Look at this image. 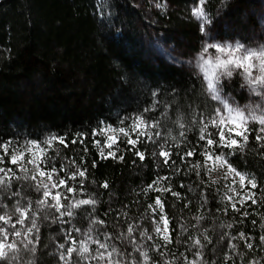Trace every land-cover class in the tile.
<instances>
[{
	"label": "trees",
	"instance_id": "obj_1",
	"mask_svg": "<svg viewBox=\"0 0 264 264\" xmlns=\"http://www.w3.org/2000/svg\"><path fill=\"white\" fill-rule=\"evenodd\" d=\"M259 6L260 0H205L204 8L207 17L217 26L219 36L247 44L259 32ZM146 49L132 0H0V143L14 140L19 145L28 141L44 144L51 137H63L67 147L58 141L51 148L44 144L48 157L44 170L55 167L57 175L53 178L58 181L66 179L78 167L87 169L86 179L77 176L74 181L68 180V186L75 188V193L59 190L71 201L89 197L98 201L95 211L93 206L74 209L70 223L39 221L36 264H66L59 259L63 250L57 245L68 246L63 237L73 226L81 229L79 233L73 232L77 241L84 239L83 233L91 228L93 238L116 246L124 254L123 264L129 261L143 264V258L135 250L137 246L148 253L147 264L166 261L185 264L184 257L194 260L197 250L192 247L189 235L205 244L201 251L207 264H225L226 255L231 257L227 264H252L254 260L264 264V250L259 246V237L264 235V228L260 226L264 223L261 219L264 149L255 143L253 135L243 153L228 157L238 171L255 175L259 185L252 190L256 192L257 204L252 205L248 200L240 212H235L225 199L223 186L204 167L205 160L200 153L205 142L198 139L199 125L194 123L201 113H210L215 102L202 93L197 74L159 56H151ZM241 83V77L235 75L231 87L226 89V94L234 93L240 104L247 100V92L239 87ZM137 116H142L148 124L156 123V127L141 125L137 129V132L152 134V141L147 136L140 137L136 149L128 151L131 146L126 142L127 137L118 134L117 145L112 150L119 148L116 155H123L124 160L101 158L93 141L99 140L103 146L106 139L100 134L93 136V130L98 132L105 124L130 131ZM181 123L185 125L183 129ZM182 131L185 137L180 136ZM156 132L160 137L155 136ZM78 133L84 134V144L72 143ZM130 135L137 138L136 133L130 131ZM160 145L172 153L170 166H165L164 158L158 155ZM191 147L196 148L195 154L182 162L177 153L183 154ZM136 150L144 153L143 161L135 155ZM104 151L106 154L109 149ZM213 151L228 152L215 147ZM5 160L6 165L16 170V165L8 163L7 157ZM73 160L75 165L71 163ZM172 160L176 161L175 165L171 164ZM197 162L201 164L199 176L191 168ZM61 165L66 172L60 171ZM158 177L169 179L161 180L145 193ZM105 182L109 185L107 189L101 187ZM13 183L15 187L23 185L26 197L33 203L42 195L31 186L35 182ZM161 186H171L180 194L179 199L171 192L155 191ZM158 196L170 219L173 243L167 247L155 237L153 219L158 220L159 216L153 217L148 208ZM237 208H240L238 203ZM245 211L249 213L246 217L242 215ZM48 212L58 215L54 209ZM197 216L203 217L199 223ZM93 218L104 223L92 224ZM229 223L232 228L227 227ZM181 224L187 231L181 230ZM129 226L134 229L131 237L135 245L125 239ZM205 230L212 241L210 244L203 240ZM142 231L154 239L141 237ZM241 231L252 238L253 250L245 248L246 242L239 239L232 241L237 246L235 251L228 247L231 237ZM105 235L111 239L105 240ZM157 243L160 248L153 247ZM89 247L95 250L97 245L89 244ZM161 251L165 255H160ZM78 261L73 254L67 264H78Z\"/></svg>",
	"mask_w": 264,
	"mask_h": 264
},
{
	"label": "snow or ice",
	"instance_id": "obj_2",
	"mask_svg": "<svg viewBox=\"0 0 264 264\" xmlns=\"http://www.w3.org/2000/svg\"><path fill=\"white\" fill-rule=\"evenodd\" d=\"M200 6L192 9L191 15L197 20L202 21L200 24V32L202 34L207 33V25L211 22L205 12V0H199ZM157 8H163L164 5L156 4ZM210 50H214L213 55H209ZM196 68L198 69V79L201 83V91L211 101H214L215 108L205 115L201 113L199 118L194 121L199 125V137L200 141H204L203 152L200 154L204 157V167L207 169V173L216 171L217 168H225L227 171L224 174V178L233 177L232 184H236V177L239 178V188L241 191L245 189V185L250 186L248 191H244L241 195L237 191L236 187H228V192L232 195H226L225 199L231 203L233 211L240 212L241 208L245 206L246 201L250 200L252 205L257 204L256 192L252 191L259 187L256 176L249 175L238 171L230 162L228 157L237 154V152L243 153L249 144L250 137L254 135L255 143L264 149V46L259 48H248L243 44L237 42L234 45H223L220 43H206L202 51L198 54L196 60ZM235 75H239L242 79L240 88L247 90L248 94L257 97L258 100L252 101L250 104L241 106L237 103L234 93L228 92L226 89L231 87V82ZM155 95V93L153 94ZM149 109H145L148 111ZM123 123V122H121ZM141 125L145 128L156 127V123H146L142 116H137L133 120L130 131L136 133L137 138L133 139L130 135V131L124 127L114 129L111 126H105L98 130H93L92 135L106 134L107 132H113L115 135H107L106 140L101 146L99 140H94L93 145L99 148L100 157L103 159L113 158L120 161L124 160V156L117 157L116 151L112 150L117 145L118 134H123L127 137V144L131 146L128 151L136 149V145L140 142V137L147 136L149 141H152V134L145 131L137 132V129ZM255 126V127H254ZM183 123L180 124V128H184ZM209 129H215V132L209 131ZM160 133L156 132L155 136L160 137ZM185 132H181L180 136L185 137ZM218 137V139L216 138ZM58 141L60 144L67 147V143L63 137H51L44 141L47 148L53 146V142ZM84 144V134L78 133L77 138L72 140L73 144ZM177 148L180 145H176ZM213 147L216 149H227L228 152L220 151L216 154L213 151ZM109 151L105 154L104 149ZM35 150V151H34ZM88 149L85 147L84 152L87 153ZM196 152L195 147L189 148L183 154H179L180 160L183 162L187 157H192ZM26 154H30V157L25 160ZM135 155L139 157L141 161L145 159L143 152L136 150ZM157 155V153H153ZM158 155L163 159L165 166L169 165V160L172 153L166 150L163 145H160V151ZM264 157V152L261 153ZM8 158L7 162L12 165H16V170L13 168L3 166L6 163L5 158ZM47 150L35 141H28L25 145H19L14 140H8L0 143V264H36L35 256L37 253V245L40 243V223L41 219L49 220L53 223L59 222L60 224L70 223V219L74 217V209H79L83 206H93L95 211V205L98 201L89 197L88 199H76L74 201L69 200V197L59 189L63 188L67 193H75L76 189L68 186V180H76L77 176L85 178L87 176V169L77 168V171L71 173L67 178H59L58 181L53 177L57 175V169L52 167L50 170L45 171L42 165L47 160ZM83 160V157H81ZM212 162V167H208V162ZM75 165V161L71 162ZM172 165L176 164L175 160L171 161ZM28 165L32 167L29 168ZM96 164L93 162L92 167ZM192 169L196 171L197 176L200 175V163L192 164ZM61 172H66V168L61 165ZM176 171L180 169L177 167ZM17 172L21 173L17 175ZM39 177V179H38ZM46 178V179H45ZM169 177H158L152 184L148 185L145 189V193L149 189H153V186L159 184L161 180H167ZM14 181H23L25 184L32 181L35 182L32 187L36 192H42V195L34 203L30 198H27L24 192L23 185L15 187ZM216 183L215 180L212 181ZM81 191H83V179L80 181ZM15 187V190L13 188ZM101 187L107 189L108 183H104ZM183 187V185H181ZM55 190V191H54ZM155 191L159 192H171L173 197L179 199L180 194L169 187H158ZM239 196V200H235V197ZM5 200L8 203H5ZM68 201L67 204L62 203ZM22 201H24L22 203ZM237 203L240 208H237ZM185 207H188L185 204ZM148 208L151 210L153 217L159 216V219H153L155 237L163 241V246L167 247L173 243L170 225V219L165 213V206L161 198L158 196L155 200V204H149ZM54 209L58 215H51L48 210ZM158 210V211H157ZM41 213H44L41 216ZM243 216H248L247 211L242 213ZM64 217H68L65 220ZM197 223H199L203 217L197 216ZM264 220V215L261 217ZM92 224H103L102 220L93 218ZM243 223V221H241ZM256 224V221H252ZM162 225V226H161ZM223 226V225H222ZM261 228H264L262 223ZM182 231H187L181 224L179 225ZM228 228H232L233 225L229 223ZM63 232L64 229L62 228ZM134 229L129 226L128 234L125 239H129L131 243L135 245V240L132 239L131 234ZM73 232H81L80 228L72 227L67 230L64 235V240L68 243L66 247L64 243L57 245L60 252L59 259L67 261L75 254L78 258V264H87L89 261H95L96 264H123L124 254L118 250L114 245H109L106 242H102L99 239L93 238L91 228L88 232H84L85 237L82 240L77 241ZM205 233L202 234L203 240L207 243H211L210 237ZM141 237H147L148 240H153L152 235H148L142 231L139 234ZM226 235V234H225ZM111 237L105 235V240H110ZM188 239L192 240V247L197 250L194 252L195 259L188 260L184 257L185 264H207V261L203 260V252L201 249L205 247V244L200 239H196L189 235ZM245 241L244 247L248 250L254 249V244L251 242L252 238L247 236L243 231L238 235L232 236L228 241V247L233 251L236 250V244L232 243L233 240ZM89 244L97 245L95 250L89 247ZM259 246L264 250V235L259 237ZM155 248H160L159 243L153 245ZM139 252V256L143 258V264H147L149 260L148 253L141 250L138 246L135 248ZM130 255V253H129ZM160 255H165L164 252H160ZM181 256L184 254L181 253ZM243 256V253H241ZM116 257H120L117 259ZM231 259L229 256L224 257L225 264ZM128 264H135L134 261H129ZM165 264H172V262L166 261ZM215 264V262H213ZM252 264H262L260 260L252 261Z\"/></svg>",
	"mask_w": 264,
	"mask_h": 264
},
{
	"label": "rangeland",
	"instance_id": "obj_3",
	"mask_svg": "<svg viewBox=\"0 0 264 264\" xmlns=\"http://www.w3.org/2000/svg\"><path fill=\"white\" fill-rule=\"evenodd\" d=\"M132 2L137 9V22L143 31L145 47L149 54L151 56H159L165 61L197 75L196 60L206 43L234 45L239 42L253 49L264 46V0H260V6L257 11L259 32L253 37V41L247 44L240 42V40L222 38L218 35L217 26L211 20L207 25V33L202 34L200 32L202 21L191 15L192 9L200 6L199 0H132ZM157 3L164 5V7L157 8ZM213 54L214 50H210L209 55ZM245 91L247 92L246 89ZM256 100H258L257 97L251 96L247 92V100L239 104L243 106ZM105 126L108 125L102 124L100 128ZM100 135L106 139L107 135H115V133L107 132ZM25 144L27 143L22 145ZM39 144L44 147L43 143ZM29 157L30 154H26L25 160ZM209 162L210 167H212V162ZM3 166L10 167L6 164ZM28 167L31 168L32 166L28 165ZM42 168L44 169V165H42ZM226 171L225 167L217 168L216 171L212 172L217 182L223 186L225 195H232V193L228 192V187H236L241 195L244 194V191L249 190L250 186L247 184L243 191L240 190L238 177L235 178L237 183L234 185L232 184L233 177L225 179L224 174ZM239 198V196H236L235 200H239Z\"/></svg>",
	"mask_w": 264,
	"mask_h": 264
}]
</instances>
